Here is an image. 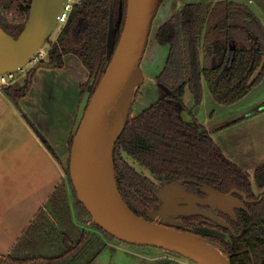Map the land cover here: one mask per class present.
Masks as SVG:
<instances>
[{
  "label": "trees",
  "instance_id": "1",
  "mask_svg": "<svg viewBox=\"0 0 264 264\" xmlns=\"http://www.w3.org/2000/svg\"><path fill=\"white\" fill-rule=\"evenodd\" d=\"M8 1L11 0H0V25L17 38L28 20L32 0L19 6L26 13L22 22L8 20ZM127 5L128 0H81L52 42L46 60L22 80L5 87L4 93L19 106L30 91L37 69L41 66L62 68L65 57L70 54L77 56L89 72L82 86V96L92 80L95 89L108 65L110 17L116 31V47L124 28ZM157 40L170 48L165 67L156 78L158 90L164 94L136 116L131 110L114 151L120 192L127 205L145 218L161 203L155 192L165 183L181 182L188 191L197 194H204L201 188L205 185L223 193L234 189L245 193L249 211L236 209L237 220L222 213L231 228L217 226L229 239L205 237L233 264H264V193L257 195L250 175L225 155L195 117L193 109L185 106L188 91L193 95L194 105H201L204 82L213 99L224 106L241 101L262 83L264 23L247 3L235 0L194 2L184 5L159 28ZM180 105L198 121L202 130L181 118ZM263 111L260 108L233 124ZM44 142L53 151L45 139ZM72 143L73 135L70 147ZM124 154L154 178L141 173ZM64 172L67 178L25 229L6 264H81L83 261L92 264L108 243L84 227L89 223L103 237L115 239L92 221L89 211L78 199L70 177V158ZM235 195L242 199L241 195ZM181 219L183 225L174 227L184 232H193L195 225H213L212 220L203 215ZM46 230L49 232L45 233Z\"/></svg>",
  "mask_w": 264,
  "mask_h": 264
},
{
  "label": "water",
  "instance_id": "2",
  "mask_svg": "<svg viewBox=\"0 0 264 264\" xmlns=\"http://www.w3.org/2000/svg\"><path fill=\"white\" fill-rule=\"evenodd\" d=\"M65 1L32 0L28 20L17 38L0 25V74L20 70L43 48L58 25ZM260 1L264 6V0ZM163 2L128 0L124 28L116 47V31L113 17H110L108 65L96 88L92 80L81 100L73 129L70 177L92 221L115 238L130 244L162 248L197 264H233L205 237L228 240L229 235L208 226L184 232L174 227L183 225L175 218L203 215L228 228L229 224L215 211L237 220L236 209L249 211L247 194L237 189L223 193L205 185L201 188L205 195L201 196L188 191L181 182L165 183L155 192L160 206L145 218L127 205L119 189L114 151L130 117L136 91L145 82L141 63ZM261 108L264 109V104ZM179 109L185 122L202 130L186 108L180 105Z\"/></svg>",
  "mask_w": 264,
  "mask_h": 264
},
{
  "label": "crops",
  "instance_id": "3",
  "mask_svg": "<svg viewBox=\"0 0 264 264\" xmlns=\"http://www.w3.org/2000/svg\"><path fill=\"white\" fill-rule=\"evenodd\" d=\"M169 1L164 0L165 9L161 13V6L153 22L145 52L151 66L160 62L162 53H169V45L159 42L157 33L171 16L188 3L220 0H175L171 7ZM235 1L250 5L264 23V7L260 0H253V3ZM160 73L149 70V74L144 72L145 79L148 77L157 86L156 78ZM88 78L89 72L82 61L70 54L65 57L62 68L41 66L37 69L30 91L19 106L0 89V264H6L25 229L65 179L64 167L71 156L70 142L83 98L82 86ZM263 85L264 80L231 106L220 105L213 99L214 111L209 116L203 115L202 120L225 155L257 178L264 173V111L233 122L261 108ZM208 90L205 84V95ZM248 99L250 103H246ZM238 105L240 109L231 110ZM185 106L193 109L195 117L199 115L200 105L195 106L193 98L191 104L185 99Z\"/></svg>",
  "mask_w": 264,
  "mask_h": 264
},
{
  "label": "rangeland",
  "instance_id": "4",
  "mask_svg": "<svg viewBox=\"0 0 264 264\" xmlns=\"http://www.w3.org/2000/svg\"><path fill=\"white\" fill-rule=\"evenodd\" d=\"M175 0H170L169 2V7H171V3H174ZM182 1V0H180ZM189 1H195V0H189ZM212 0H209V2H211ZM10 4L9 10L8 12H6L7 18L9 21L12 22H22L25 20L26 17V13L23 12L19 6L20 4H24L26 5L29 0H11L8 1ZM185 2V1H182ZM208 3V2H207ZM214 3V2H212ZM164 4V3H163ZM161 13L164 11L165 9V5L164 4ZM264 7V6H263ZM160 14V12H159ZM159 19V18H158ZM62 30V25L58 24L56 26V28L54 29L51 37L49 38V40L47 41V43L43 46V51L44 52H48L52 42L55 40V38L59 35L60 31ZM161 52V51H160ZM168 52V51H167ZM166 52V53H167ZM166 53H162L160 56V62L158 61V63H156L155 65L151 66V60L149 58L148 55H144V58L142 60L141 66L143 69V72H145V74H149V70L150 71H154V72H162V68L164 69L166 61H167V57L168 54L166 55ZM47 56L45 57L44 60H46ZM21 73V71L19 72V74ZM146 76V75H145ZM22 80V79H21ZM263 82V81H262ZM205 84L206 82H204V88H205ZM207 85V84H206ZM262 89H264V85L261 87ZM208 89V86H207ZM204 90V89H203ZM164 94V91H160L158 90L157 86L154 85V83H152V81L150 82V80L148 79V77H146L145 79V83L140 86L138 93L135 97L134 103H133V107H132V113L133 116L137 115L139 113H141L144 109L148 108L150 105H152L153 103H155L158 98ZM204 94V91H203ZM187 95V96H186ZM185 95V99L187 104H191L192 103V94L190 92H187ZM251 100H247L246 103H250ZM213 98L212 95L209 94V90H208V94L203 96V101L198 109V113L200 116V118H198V116L196 118L199 119V122L202 124L203 123V119L204 116L203 115H210L212 113V111H214L213 109ZM241 105L238 106H234L233 108H231V110H236V109H240ZM124 157L127 158V160L134 165L141 173H143L144 175H147L149 177H151L152 179L154 177H152L148 171L143 170L137 163H135L132 159H129L125 154ZM68 164V162H67ZM252 174V173H251ZM250 175V177L252 178L253 181V187L255 192L257 193V195L264 193V183H262L264 180H261L259 178H257L256 174L253 173V175ZM65 178H67V176L65 175ZM69 193H70V198H71V203L74 204V195L71 191V189L69 188ZM85 228H87L90 231L96 232L98 235H100L107 243L108 246L100 253V255L94 260V262L92 264H197L194 261L174 254L171 251H167L165 249L162 248H158L155 246H142V245H135V244H130L127 242H124L120 239H108L103 237V234L96 228L94 227L92 224H86L84 225ZM49 232L48 230L45 231V233ZM87 257H90V255H87ZM85 261L81 262V264H84Z\"/></svg>",
  "mask_w": 264,
  "mask_h": 264
},
{
  "label": "built area",
  "instance_id": "5",
  "mask_svg": "<svg viewBox=\"0 0 264 264\" xmlns=\"http://www.w3.org/2000/svg\"><path fill=\"white\" fill-rule=\"evenodd\" d=\"M81 3V0H66L64 4V8L62 10L61 15L58 17V24L62 25V28L68 22L70 15L74 9V7ZM250 3H253V0H250ZM48 55V52H44L41 49L37 52L29 62L20 70L15 72H6L4 74H0V89H4L7 86H11L16 82L20 81L23 77L27 75L29 71L37 67ZM21 73L19 74V72Z\"/></svg>",
  "mask_w": 264,
  "mask_h": 264
},
{
  "label": "flooded vegetation",
  "instance_id": "6",
  "mask_svg": "<svg viewBox=\"0 0 264 264\" xmlns=\"http://www.w3.org/2000/svg\"><path fill=\"white\" fill-rule=\"evenodd\" d=\"M259 179H261V180H264V173H261L260 175H259V177H258ZM262 183H264V181L262 182ZM195 194H197V193H195ZM198 195H201V196H204L205 194H198ZM161 204V203H160ZM160 204H159V206H160ZM157 209V208H156ZM226 223H228L227 221H226V219L225 218H223V215H222V213L223 212H220V211H215ZM225 214V213H224ZM183 216H180V217H176L175 219L176 220H180V221H182V222H184V220L183 219H181ZM160 220H162V219H160ZM213 225L212 226H209V227H212V228H216L217 229V226H219L218 224H217V222H215V221H212L211 222ZM229 224V223H228ZM180 226V225H179ZM198 226H202V225H195V227L194 228H196V227H198ZM221 226V225H220ZM221 227H223V226H221ZM227 228V227H226ZM228 228H231L230 227V224H229V227Z\"/></svg>",
  "mask_w": 264,
  "mask_h": 264
}]
</instances>
